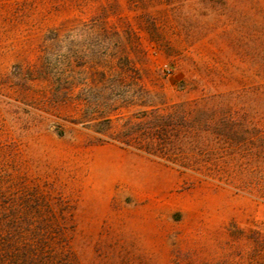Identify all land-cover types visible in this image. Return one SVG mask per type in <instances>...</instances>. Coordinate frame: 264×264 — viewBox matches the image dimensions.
Here are the masks:
<instances>
[{
    "label": "rangeland",
    "instance_id": "obj_1",
    "mask_svg": "<svg viewBox=\"0 0 264 264\" xmlns=\"http://www.w3.org/2000/svg\"><path fill=\"white\" fill-rule=\"evenodd\" d=\"M264 264V0H0V264Z\"/></svg>",
    "mask_w": 264,
    "mask_h": 264
},
{
    "label": "trees",
    "instance_id": "obj_2",
    "mask_svg": "<svg viewBox=\"0 0 264 264\" xmlns=\"http://www.w3.org/2000/svg\"><path fill=\"white\" fill-rule=\"evenodd\" d=\"M24 263H25V264H29V263H28V260H27V261L25 260Z\"/></svg>",
    "mask_w": 264,
    "mask_h": 264
}]
</instances>
